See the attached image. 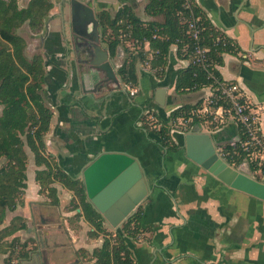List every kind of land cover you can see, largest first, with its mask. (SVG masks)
<instances>
[{
    "label": "crops",
    "instance_id": "obj_1",
    "mask_svg": "<svg viewBox=\"0 0 264 264\" xmlns=\"http://www.w3.org/2000/svg\"><path fill=\"white\" fill-rule=\"evenodd\" d=\"M31 1L16 0L17 8L24 10ZM47 1L52 7L41 22V29L33 31L26 21L16 31L26 44V57L40 56L43 63L42 97L52 112L49 130L43 138V157L69 177L80 180L83 169L101 154H125L138 162L148 196L135 211H141L142 229L130 242L133 264H264V201L224 185L186 156L187 133L208 134L222 158L221 146L240 143L241 131L234 119L221 117L215 107L207 114L199 112L206 105L209 86L195 92L175 93L176 72L189 62L178 59L172 47L161 78L145 63L137 69V87H126L117 75L125 60L123 49L117 47L112 52L102 42L98 27L100 43L108 51L117 80L102 83L104 73L88 66L87 57L82 54L86 39L72 36V0ZM191 1L226 43L222 47L226 49L222 64L217 67L220 80L236 83L243 90L257 114L259 135L264 143V0ZM93 2L95 18L99 12L109 9L115 13L128 5L142 21H162L161 16L146 15L147 0ZM144 49L148 50V44ZM186 105H197L191 115L202 121L185 132L186 122L178 120L170 137L179 149L168 151L160 146L157 136L143 128L140 118L150 113L147 120L155 122L157 117L166 121L173 110ZM1 111L0 106V114ZM24 151L26 188L15 208L5 210L0 230L13 221L25 224L26 228L4 238V247L29 232L35 203L54 207L58 216H81L79 209L65 210L73 193L61 184L51 185L53 194L41 191L36 172L43 167L35 165L27 147ZM249 160L260 165L264 163V154L255 149ZM79 219L84 221L82 217ZM54 222L42 220L37 225L39 245L43 244L39 239L41 231L51 229ZM92 231L90 228L89 232ZM44 248L39 247L33 253L47 252ZM28 252L18 264H38L37 259L29 260ZM5 263L8 264L6 260Z\"/></svg>",
    "mask_w": 264,
    "mask_h": 264
},
{
    "label": "trees",
    "instance_id": "obj_2",
    "mask_svg": "<svg viewBox=\"0 0 264 264\" xmlns=\"http://www.w3.org/2000/svg\"><path fill=\"white\" fill-rule=\"evenodd\" d=\"M193 6V5H192ZM47 0H32L26 9L19 10L16 0H0V225L5 216V210H13L26 188L25 170L26 154L24 148L33 154L35 165L43 169L36 172V181L41 191L51 194L55 190L51 185L61 184L73 193L70 203L71 211L80 210V217L93 229L90 236L98 238L105 235L104 219L86 200L83 181L73 179L58 167L51 165L43 157L44 135L49 130L52 118L51 109L45 104L42 91L45 84V74L40 56L28 59L25 55L26 44L16 31L26 21H29L33 31L41 29L43 18L51 10ZM147 16H161V22L142 21L135 15L132 8L123 5L113 15L99 12L96 19L100 28L102 42L113 52L122 47L125 60L117 69V75L123 85L128 88L137 87V69L145 63L150 64L156 76L161 78L167 65L170 49L175 47L178 59L188 61L185 68L176 72L175 93L183 94L198 91L204 86H214L220 80L217 67L222 64V36L199 14L193 6V15L201 26L200 46L208 49L207 61L204 66L193 65L195 44L186 35V21L189 12L185 9L184 0H147L145 8ZM36 28V30L34 29ZM217 39L219 42L217 43ZM148 44V50L145 45ZM195 106H182L173 110L166 121L156 117V121L147 120L150 113L141 116L143 128L157 136L160 146L168 151H176L179 145L172 142L170 131L178 120L186 122L185 132H188L199 118L191 115ZM190 122L188 123V121ZM228 144L220 147L224 160L233 167L243 162L249 164L251 171L260 170L264 174V163L249 160V155L255 149L244 150L241 143ZM74 200L77 202L73 203ZM140 210L124 222L119 232L114 233L113 242L103 240L100 249L94 250L92 257L96 264H133L130 242L134 241L142 229ZM25 224L12 222L0 230V254L8 250L10 255L6 262L12 259L19 263L27 257L24 250L17 253L14 249L17 240L12 239L6 247L2 244L4 238L19 230L25 229ZM113 236V233L110 232ZM109 233V238L111 234Z\"/></svg>",
    "mask_w": 264,
    "mask_h": 264
},
{
    "label": "water",
    "instance_id": "obj_3",
    "mask_svg": "<svg viewBox=\"0 0 264 264\" xmlns=\"http://www.w3.org/2000/svg\"><path fill=\"white\" fill-rule=\"evenodd\" d=\"M94 0H72L71 28L74 36L86 39L82 54L88 66L104 73L102 83H117L109 63L108 51L98 37V22L93 14ZM90 28V31H87ZM101 84V82H100ZM186 156L224 185L264 201V175L249 170L248 164L230 166L217 153L211 137L205 133L184 135ZM87 201L115 232L148 196L138 162L120 153H105L95 158L81 174Z\"/></svg>",
    "mask_w": 264,
    "mask_h": 264
},
{
    "label": "rangeland",
    "instance_id": "obj_4",
    "mask_svg": "<svg viewBox=\"0 0 264 264\" xmlns=\"http://www.w3.org/2000/svg\"><path fill=\"white\" fill-rule=\"evenodd\" d=\"M104 12L110 15L114 14L109 9ZM28 175H30V169L28 170ZM74 202L76 203L77 200H74L73 203ZM34 206L36 209L33 210L32 215L30 216L29 232L22 233L21 236L17 237V244L15 246L16 248H13V257H15L17 253L22 250H24V252H27L28 250L35 252L39 249L40 246L37 240L38 235L36 228L37 225H41L42 220H55L53 226H51V229L41 231L42 237L39 238L44 244V249L47 252L49 251L50 255L52 253L61 254L63 250H66L68 251V254H71L74 250H76L77 256L81 255L82 259L88 258L87 260H82V263L96 264L95 258L92 257L93 251L100 249L103 240L110 239L111 242H113L114 233L116 232L113 231L106 223L104 224L106 232L105 235H100L98 238H93L90 236L89 232V229L92 227L89 224H86L84 221L81 222V219L75 220V216H58L59 213L54 207L47 206L43 203H35ZM71 206L72 203L66 206L65 210L70 209ZM57 226H59V228ZM110 232L113 233V236ZM109 233L111 234L110 238ZM8 251L9 252L5 256H0V264H6L5 260L10 255V251H12V249ZM12 262H14V264H18L16 259H12L10 264Z\"/></svg>",
    "mask_w": 264,
    "mask_h": 264
},
{
    "label": "built area",
    "instance_id": "obj_5",
    "mask_svg": "<svg viewBox=\"0 0 264 264\" xmlns=\"http://www.w3.org/2000/svg\"><path fill=\"white\" fill-rule=\"evenodd\" d=\"M184 1L185 9L190 15L189 19L186 21V35L195 44L192 64L204 66L209 51L200 46L202 29L198 19L193 15V3L191 0ZM218 42L219 39H217V43ZM225 45L226 43L222 41V46ZM209 88L211 90L209 96L206 98V105L202 111L199 112L201 114H207L209 109L215 107L221 112V117L227 116L234 119L244 137L241 147L244 150L253 148L264 154V143L259 135L257 114L246 101L243 90L239 85L232 82L218 80L215 82L214 86H209ZM131 94H134V92H131Z\"/></svg>",
    "mask_w": 264,
    "mask_h": 264
},
{
    "label": "flooded vegetation",
    "instance_id": "obj_6",
    "mask_svg": "<svg viewBox=\"0 0 264 264\" xmlns=\"http://www.w3.org/2000/svg\"><path fill=\"white\" fill-rule=\"evenodd\" d=\"M94 4V3H93ZM72 30V29H71ZM72 36H74V33H72ZM77 40V39H76ZM81 49V48H79ZM41 244V243H40ZM40 248H42L44 245H39ZM29 252V260H38V264H85L82 263V256H77L76 250L73 251V253L68 254V251L63 250L61 254L59 253H52L50 255V252H45L43 250H40V253H33L31 250H28ZM70 253V252H69Z\"/></svg>",
    "mask_w": 264,
    "mask_h": 264
}]
</instances>
